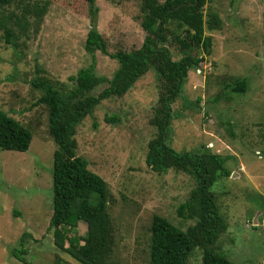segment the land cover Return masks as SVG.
Here are the masks:
<instances>
[{
  "label": "rangeland",
  "instance_id": "obj_1",
  "mask_svg": "<svg viewBox=\"0 0 264 264\" xmlns=\"http://www.w3.org/2000/svg\"><path fill=\"white\" fill-rule=\"evenodd\" d=\"M32 6L46 7L41 19ZM95 6V26L109 54L142 46L140 0H95ZM209 13L219 17L220 28L204 31L212 43L209 56L201 49L192 52L205 62L198 72L189 71L172 105L166 144L179 153L208 149L227 158L224 167L231 176L220 177L211 189L227 226L213 249L233 264H264V0H208L203 14ZM7 23L12 45L0 30V108L28 128L32 139L24 153L0 150V264H23L15 257L22 252L30 264H79L55 249L48 231L58 147L48 133L46 107L36 105L41 93L29 82L40 74L67 92L73 87L69 78L91 64L84 50L87 4L14 0L0 9V28ZM171 40L170 35L167 46L177 61L181 54ZM117 67L109 56L95 53L96 76L110 80ZM236 78L248 81L246 93L225 87ZM159 85L149 70L123 97L101 102L75 131L76 155L108 185L107 264H149L155 215L182 231L195 224L177 214L195 186L192 178L174 170L156 174L145 163L148 143L157 136L150 121ZM111 116L117 118L114 124L104 120ZM85 232L86 224L79 222L75 233L83 237ZM201 262L202 253L195 249L187 264Z\"/></svg>",
  "mask_w": 264,
  "mask_h": 264
},
{
  "label": "trees",
  "instance_id": "obj_2",
  "mask_svg": "<svg viewBox=\"0 0 264 264\" xmlns=\"http://www.w3.org/2000/svg\"><path fill=\"white\" fill-rule=\"evenodd\" d=\"M13 1L0 0V9ZM140 1L141 28L146 36L138 50L109 54L95 26L98 12L95 0H84L90 16L84 50L90 56L91 64L69 78L73 87L67 92L55 88L48 78L39 77L40 74L29 82L41 93L36 105L46 107L48 133L58 147L53 154V200L48 231L52 233L55 249L77 263L107 264L112 234L107 213L108 185L88 169L85 159L76 155L75 131L87 116H92L101 102L123 97L152 69L160 84L158 107L150 121L157 130V136L148 143L145 163L156 174L174 170L192 178L195 186L186 202L179 205L177 214L183 220H194L195 224L182 231L155 215L150 226L149 264H187L195 249L202 253L201 264H233L213 249L227 226L218 213L211 189L220 177L231 176L224 167L227 158L208 149L179 153L167 145L165 139L173 119L172 105L179 98L189 71L197 72L199 64L205 62L202 57H194L192 52L201 49L204 56L210 55L212 43L204 31L218 30L219 17L214 13L204 16L203 6L208 0ZM32 7L33 13L41 19L46 7ZM7 26L8 23L0 30H4L6 44L12 45V33ZM18 26L22 27L21 24ZM170 35V43L181 54L177 61L172 60L167 46ZM97 52L118 64L110 80L95 74ZM103 84L107 86L93 95L94 90ZM225 87L233 94H244L248 81L236 78ZM104 120L114 124L117 118L111 116ZM31 139L29 129L0 108V150L24 153ZM79 222L86 224L83 237L75 233ZM21 255L24 253L15 257L23 264H30Z\"/></svg>",
  "mask_w": 264,
  "mask_h": 264
},
{
  "label": "clouds",
  "instance_id": "obj_3",
  "mask_svg": "<svg viewBox=\"0 0 264 264\" xmlns=\"http://www.w3.org/2000/svg\"><path fill=\"white\" fill-rule=\"evenodd\" d=\"M199 59H200V58H199ZM202 64H203V63H202ZM202 64H201V63L199 64V65H200V68H201ZM200 68H199V69H200Z\"/></svg>",
  "mask_w": 264,
  "mask_h": 264
},
{
  "label": "built area",
  "instance_id": "obj_4",
  "mask_svg": "<svg viewBox=\"0 0 264 264\" xmlns=\"http://www.w3.org/2000/svg\"><path fill=\"white\" fill-rule=\"evenodd\" d=\"M198 71H199V70H198ZM198 71H197V72H198Z\"/></svg>",
  "mask_w": 264,
  "mask_h": 264
},
{
  "label": "water",
  "instance_id": "obj_5",
  "mask_svg": "<svg viewBox=\"0 0 264 264\" xmlns=\"http://www.w3.org/2000/svg\"><path fill=\"white\" fill-rule=\"evenodd\" d=\"M255 223V222H254Z\"/></svg>",
  "mask_w": 264,
  "mask_h": 264
}]
</instances>
